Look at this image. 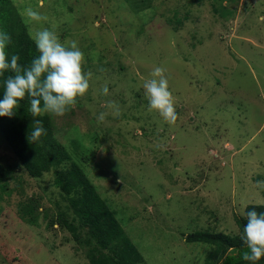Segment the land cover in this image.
<instances>
[{
  "label": "rangeland",
  "instance_id": "1",
  "mask_svg": "<svg viewBox=\"0 0 264 264\" xmlns=\"http://www.w3.org/2000/svg\"><path fill=\"white\" fill-rule=\"evenodd\" d=\"M10 1L29 35L47 27L84 52L87 92L42 114L144 263L202 264L209 246L186 236L238 234L244 205L264 204V0ZM28 6L47 20L29 23ZM156 66L174 122L147 108ZM0 164V264H89L62 226L73 214L54 171L28 176L1 136Z\"/></svg>",
  "mask_w": 264,
  "mask_h": 264
},
{
  "label": "trees",
  "instance_id": "2",
  "mask_svg": "<svg viewBox=\"0 0 264 264\" xmlns=\"http://www.w3.org/2000/svg\"><path fill=\"white\" fill-rule=\"evenodd\" d=\"M131 2L132 0H127ZM133 3V1H132ZM0 30L11 36L9 53H19L21 65H27L38 55L25 23L10 0H0ZM11 73L6 72L5 77ZM3 79L0 77V96L3 94ZM12 117L0 116V136L7 143L23 170L32 178L54 171L53 183L66 198L67 208L72 212L71 220L63 219L62 226L84 251L89 264H145L142 255L127 237L114 212L91 184L83 169L71 160L66 148L54 136L49 116L33 117L27 110L26 96ZM40 119L46 134L37 142L28 138L34 127L33 121ZM7 170L0 164V183L6 179ZM264 212V204H251ZM245 209L244 211H246ZM61 217L62 212H58ZM238 234L193 232L186 236L187 243L209 246L202 264H249L240 259L238 250H246L240 239L245 217L235 219ZM85 230V231H84ZM257 264H264L262 257Z\"/></svg>",
  "mask_w": 264,
  "mask_h": 264
},
{
  "label": "clouds",
  "instance_id": "3",
  "mask_svg": "<svg viewBox=\"0 0 264 264\" xmlns=\"http://www.w3.org/2000/svg\"><path fill=\"white\" fill-rule=\"evenodd\" d=\"M29 23L46 21L47 16L31 6L23 10ZM36 52L31 62L21 65L19 53H9L11 43L9 33L0 30V77L3 79V94L0 96V116L12 117L21 106V101L29 98L28 111L33 117L42 113L63 116L90 87L91 71L82 68L84 52L76 40L62 42L59 34L47 27L34 29L30 33ZM11 73L5 77V73ZM165 69L156 66L151 77L143 82L144 96L149 111H155L167 122H174L176 111L174 97L169 89ZM104 85L101 93L108 94ZM112 113L119 116L120 107L115 101L108 102ZM107 113L100 112L98 121H103ZM28 138L37 142L46 134L43 121L35 119ZM257 187L264 188V179L257 180ZM242 214L246 219L240 239L246 250L239 251L240 259L257 264L264 257V212L247 208Z\"/></svg>",
  "mask_w": 264,
  "mask_h": 264
}]
</instances>
